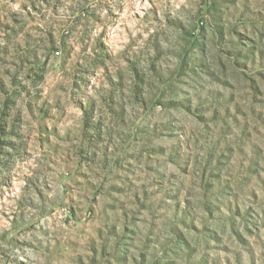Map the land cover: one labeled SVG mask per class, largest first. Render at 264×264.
Segmentation results:
<instances>
[{
	"label": "rangeland",
	"instance_id": "rangeland-1",
	"mask_svg": "<svg viewBox=\"0 0 264 264\" xmlns=\"http://www.w3.org/2000/svg\"><path fill=\"white\" fill-rule=\"evenodd\" d=\"M0 264H264V0H0Z\"/></svg>",
	"mask_w": 264,
	"mask_h": 264
}]
</instances>
